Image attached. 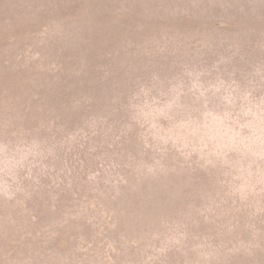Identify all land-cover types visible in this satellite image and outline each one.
Wrapping results in <instances>:
<instances>
[{"label": "rangeland", "instance_id": "rangeland-1", "mask_svg": "<svg viewBox=\"0 0 264 264\" xmlns=\"http://www.w3.org/2000/svg\"><path fill=\"white\" fill-rule=\"evenodd\" d=\"M17 2L4 35L13 18H39ZM260 4L125 0L139 12L122 56L103 80L76 59L72 99L39 78L62 62L53 41L1 40L0 264H264ZM17 70L31 87H15ZM58 233L69 260L53 257Z\"/></svg>", "mask_w": 264, "mask_h": 264}, {"label": "trees", "instance_id": "trees-1", "mask_svg": "<svg viewBox=\"0 0 264 264\" xmlns=\"http://www.w3.org/2000/svg\"><path fill=\"white\" fill-rule=\"evenodd\" d=\"M7 1L9 4L14 5V9H10L4 0H0V21L2 20L3 12H5L7 16L8 13L12 12H14L15 15L16 12L17 14H21V10L19 8L16 10L15 8L17 5H20L17 2L20 0ZM23 1L27 3L25 11L29 13V15H34L36 13L39 18L29 19L30 21H35L32 23H23L22 19L13 18V23L10 26L12 29L8 31V35L2 33L4 29L0 30V43L6 36L13 42L18 43L22 41L24 44L32 43L31 41L35 38H37L36 40H39V38L43 40V37H47L50 42L53 41L54 43H51L52 45L47 48V51L52 55H60L59 58H61L63 63H58V68L55 69L54 74H42V77L39 78H41V81L47 80L49 86L51 84H53L52 87L57 85L58 87H56V89L61 87L65 91L67 87V78L74 71L80 69V63L76 59L83 60L88 57L87 60L91 61L89 66L96 64L98 70L101 71L99 73V80H103L105 77L109 78V76H106L111 73L108 61L112 58L117 59L122 56V53L118 51V46L127 42L126 37L128 38V36L133 34L130 29L135 27L138 22L135 16H138L139 11H128L130 7L127 11L122 8L125 0H44V3L39 2L41 7L38 9L43 8L42 12L39 13L36 12L38 9H35V6L32 4L36 0ZM258 1L261 2L260 7L262 11L256 16L264 22V0ZM242 8H250V5L243 4ZM37 23L39 24L37 25ZM217 24L220 28L227 25L224 21ZM54 26H62L64 30H57V32L54 30ZM24 27L26 29H24ZM51 30L52 32H50ZM26 32L30 35V38L27 40H25ZM53 39H55V41ZM58 43L60 44L57 45ZM46 44L48 45L49 42L45 43V45ZM101 60L105 62H101ZM29 74L30 73L17 70L14 83L15 87H31L30 83L26 82V78ZM2 81L3 78L0 77V87H5ZM52 87H48L49 89H47V91H51ZM52 92L55 93V91ZM77 92V90H69L64 93V96H67V98L71 97L72 99ZM87 106L90 105L87 104L83 107ZM64 107L66 108V106ZM83 124L86 125L89 123L84 122ZM60 126L61 123L56 117V122L53 123L50 133H55ZM72 126H75L78 130L80 129V124H73ZM75 128L73 127L70 134L71 136L74 134ZM52 241L55 246L54 250L51 249L54 255L53 257H59L61 260H69L73 251V248L70 246V237L65 236L63 233H58L53 237ZM21 251H23V249ZM24 252L29 253V258L36 261L43 260V258H51L44 252H40L38 247L31 246L29 250ZM18 264L34 263H29L27 261L26 263L23 262Z\"/></svg>", "mask_w": 264, "mask_h": 264}]
</instances>
